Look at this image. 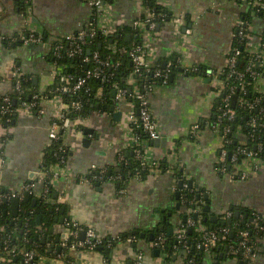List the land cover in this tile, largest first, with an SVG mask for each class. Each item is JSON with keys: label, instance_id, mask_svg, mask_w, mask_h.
Wrapping results in <instances>:
<instances>
[{"label": "crops", "instance_id": "crops-1", "mask_svg": "<svg viewBox=\"0 0 264 264\" xmlns=\"http://www.w3.org/2000/svg\"><path fill=\"white\" fill-rule=\"evenodd\" d=\"M158 1L173 15L185 16L180 27L172 20L162 25L151 36L148 49L153 64L161 63L164 67L178 58L180 62L170 73L168 82H159L149 97L158 130L161 137L166 138V145L156 146L147 137L140 140L145 155L158 163L163 161L167 168H158L145 178L135 174L126 181L122 177L124 161L135 155L137 133L128 121V113L135 106L131 97L121 101L112 97L115 110L122 111L120 120L114 119L111 110H96L84 116L81 126L73 131H63V141L69 146V154L62 168H52L59 174L55 177L50 198V208H54L53 212L50 210L52 225L48 227L49 235L40 230L44 227L43 219L37 229L41 235L36 236V240L39 239L49 250L50 258L47 257L43 264H132L139 251L144 253L142 264H164V259L154 254L148 240L104 245L91 251L69 249L64 258H57V254L65 251L58 250L60 242L73 238L70 233L75 230L74 223L83 228L92 227L102 239L130 235L136 230L145 232L149 238V234L160 225L164 226V233L168 227L176 230L185 214L184 206H176L179 202L176 198L179 181L173 170L176 167L188 182L192 181L202 190V194H208L205 204L210 203V216L219 215L222 209L234 208L235 211L237 206L242 212H245L243 208H249L264 215V159L256 168L249 170L245 182H235L226 174L230 181L227 180L225 173L218 171L221 138L205 123L213 115L218 97L215 87L220 82L216 80L215 73L226 65L237 24L242 20V12L250 5L242 0ZM109 4L112 15L105 21L113 27L133 25L137 17L145 14L146 7L141 0H113ZM24 5L26 13L22 10ZM94 18V9L88 0H0V96L12 94L16 70L21 75H29L41 92L46 91L54 83L51 78L52 61L47 56L52 43L76 34ZM249 27L254 34V47H257L264 31V20L254 15ZM28 28L45 36L46 43L22 42L19 36L28 32ZM186 28L191 29L190 34L186 33ZM136 31H140L143 41L147 38L142 30ZM136 34L128 35L135 38ZM163 63L166 64L163 66ZM127 64L132 66V61L129 59ZM181 66L184 71L179 69ZM130 83L131 91L139 87L137 83ZM256 88L264 92V77ZM62 106V102L52 94L47 96L45 115L21 106L15 111L8 130L0 125V205L3 204L0 209L12 224L20 225V211L34 212L31 208L43 191L45 176L41 163L46 148L52 142L50 122ZM200 122L205 124L194 137L190 134L191 127ZM88 127L94 129V134L88 135L91 143L85 146L80 131ZM6 131L10 136L4 138ZM94 167L97 172L104 171L106 178H100L101 174L97 176ZM91 173L89 181L86 177ZM91 178L95 180L91 181ZM29 184L30 200L25 201V192L22 193L19 214L14 217L10 202L3 203V198L11 199L10 194L20 193ZM34 198L37 199L35 204L32 203ZM24 203H29V206L23 208ZM61 208H64V213H61ZM163 215H167L166 221H163ZM62 216L65 217L64 223L59 221ZM218 221L219 218L209 226ZM51 227L53 231H50ZM81 234L82 230L78 232V240H83ZM59 236L60 241L56 242ZM149 247L151 251L146 252ZM256 252L251 264H264V239H261ZM241 261L230 257L226 249H218L204 251L199 263L240 264ZM243 264L246 263L243 261Z\"/></svg>", "mask_w": 264, "mask_h": 264}, {"label": "trees", "instance_id": "trees-1", "mask_svg": "<svg viewBox=\"0 0 264 264\" xmlns=\"http://www.w3.org/2000/svg\"><path fill=\"white\" fill-rule=\"evenodd\" d=\"M112 2L113 0H106ZM250 7L247 8L246 11L242 12L241 18L244 23H247L245 26L246 37H241L238 34V29L235 30V35L233 39L232 47H237L241 53L238 56V60L235 63V71L236 72H244V76L239 77L236 72L232 71V69L226 65L219 72L215 73V76L218 77L219 84L215 87V89L219 92L218 97L216 98L214 105V113L210 118L206 119V122L209 126L216 122H220L221 126H228L230 131L227 134V138L230 140L226 143V148L228 150L227 154V167L228 164H240L242 160L245 158V153L241 150L242 148H254V144L258 141L264 143V92L259 91L256 88L257 78L250 72L247 71V66L249 65V60L252 58V54H250L248 43V37L254 35L251 30H249V25L251 19L254 15L260 16L264 20V0H247ZM142 4L151 9L156 13V20L158 25H160V29L162 25L171 20L172 13L171 11L160 3L158 0H142ZM22 10L27 12V7L24 5ZM137 27L128 24L118 25L116 31L113 33H105L101 30H97V33L93 37H88L86 39V43L83 45V50L81 53H77L75 56L69 57L67 55L68 50L74 49L76 47V43H70L69 40L65 39V37H61L57 39L51 45V49L48 52V58L52 61V63H56L60 68L62 74H72L75 77L83 75L84 71L87 68L93 66V62H85L83 58L85 56H91L95 51L99 52L102 58L107 59L110 62V65L106 68L107 73L110 75V79L106 81H102L100 78H90L88 80L89 89H81L77 93H63V101L65 102L67 108V114H69L72 118L74 116H88L91 112L100 110V111H110L111 105L113 104L112 98V82L119 83L120 86L127 89L130 97L132 96L131 91V83L128 82L127 77L133 69V65L128 67L127 61L129 57L125 54L114 53L112 49L109 47L112 43H117L119 45H124L127 47H131L135 44L142 43V37L140 31H136ZM160 29H157L159 31ZM136 34L135 38H127L128 34ZM248 34V35H247ZM261 40L264 41V31L260 34ZM46 40V37L43 36ZM62 43L63 47L59 50L57 55L53 49L57 44ZM90 50V54L88 51ZM175 58V57H174ZM118 62V63H117ZM173 69H177L176 66H179V62L177 59L172 62ZM159 67H161V63H158ZM252 69L258 73L262 77H264V66L258 65L254 63L252 65ZM152 73L145 72L142 77H139L137 84L142 88L144 83H151L156 86L159 84V80L156 78H152ZM21 81V94L16 92H12V98H16V103L14 100L12 101L11 110L7 113L2 114L0 112V125H2L5 130H8L15 111L19 109L21 106L23 107V102L26 101L28 104L32 102H36V105L31 107L32 111H37L39 104L43 98V96H50L52 94L59 93L57 90L61 87V83L59 81H55L46 91L41 92L38 87H35L32 83V79L29 75H22L20 77ZM244 86V88H243ZM102 88L103 95L98 97V89ZM36 96V98H34ZM229 98L231 107L236 111V115L232 119H228L227 117H220V113L222 112V106L224 104L225 97ZM236 96L235 103L233 105V98ZM73 100H81L82 107L81 109H74L71 105ZM256 101V107L250 108L247 102ZM3 104V101L0 100V106ZM255 119L257 122V126L252 125V120ZM204 122L199 123V127L205 124ZM81 126V124H79ZM240 131V133H238ZM135 132L138 134L139 139L147 137L148 135L143 131V129L138 128L135 129ZM5 137H9L10 134L8 131L4 134ZM244 139H242V136ZM150 139V138H149ZM69 154V146L65 145L63 141V132L59 133V137L56 139H52L51 144L46 148L44 153V158L41 163L42 170L46 171L47 176L44 179V182L48 184L49 192L46 198L41 196L38 197L36 205L31 208L34 212L28 214V210L20 211V220L21 224L16 225L12 224L4 217L2 214V210L0 209V228H5L6 233L13 234V238L11 240V246H15L19 249H36L39 253H43L45 255H49V250L45 245L41 244L40 241L36 240L35 237L38 236V220L37 215L41 214L44 227H41L40 230L46 235H49V226L52 225V213L50 212V205H52L50 198L52 195V187L53 185L50 183L51 179V171L55 164L64 163ZM236 155L237 161L232 162L231 157ZM262 159H264V151L260 153ZM167 164L158 163L157 167L165 170ZM231 167V165H229ZM175 175L178 178V181L183 180V182L187 181L184 173L179 170L178 167L173 168ZM97 172V170H96ZM99 172V170H98ZM122 172L124 176V180H128L130 177L134 176L136 173L140 174L143 178H145L151 170L148 167H144L140 160L134 155L130 158H127L123 163ZM93 175L91 173L86 178H90ZM106 178V176H103ZM102 178V179H103ZM101 179V180H102ZM95 180L91 178V181ZM99 180V179H97ZM185 187L182 184V187H178L180 191V195L178 198L179 203L184 206V216H189L187 213L188 206H201V209L198 213H193L192 217L197 219H201V223L209 229H218L221 226H229L232 227L233 234L229 235V238L232 242H236L238 240L237 231L239 229H248L249 234V242L255 244V247L259 248V244L261 239H264V232L259 230L255 225V222L250 221L248 217L245 215H239L235 217L232 216L231 223L227 221H218L215 224L210 225L212 222L210 220V212L204 209L205 199L202 194V190L195 186L194 184ZM1 193V189H0ZM23 208H27L29 203H24ZM3 204L0 205V207ZM234 210V208H232ZM244 213L249 212L252 213V210L249 208H243ZM195 215H197L195 217ZM182 224L186 223V220L181 221ZM214 223V222H213ZM150 232V231H149ZM154 236L152 240H149L147 236L142 237L140 233L133 232L130 235H134L137 240H148L150 242L155 241L160 235H163L164 241L163 245L151 246L153 250H159V256L164 259V264H184L189 259H194L196 264H198L204 254V250L197 248V243L202 236V232L197 229L196 226L189 227L187 229V239L185 246L183 243H178L175 238V232L168 236L164 231L155 228L153 230ZM148 234V232H147ZM41 235V234H40ZM128 234H121V237L125 238ZM109 239V238H107ZM68 242H71L73 238H68ZM2 244L0 243V249L3 252L4 260L1 264H26L24 262V258L21 254L18 255H10L3 251L1 248ZM96 247L94 250H96ZM136 249V248H135ZM224 250L227 251L226 243H221L217 247H214L212 250ZM65 253L68 249H64ZM89 251V250H86ZM137 251V250H136ZM181 255V258H180ZM230 256V255H229ZM231 257V256H230ZM67 259L70 257H66ZM31 264H38L36 260H33Z\"/></svg>", "mask_w": 264, "mask_h": 264}, {"label": "built area", "instance_id": "built-area-1", "mask_svg": "<svg viewBox=\"0 0 264 264\" xmlns=\"http://www.w3.org/2000/svg\"><path fill=\"white\" fill-rule=\"evenodd\" d=\"M142 1V0H141ZM246 3L247 0H242ZM261 1V0H260ZM91 7L94 9L95 18L92 20L85 28L79 30L76 34H71L65 37V39L69 40V42L76 43V47L74 49H70L67 52V55L69 57L75 56L77 53H81L83 50V45L86 43V39L89 37H93L96 35L97 30H101L105 33H113L116 31L117 27H113L110 24L105 21V19L111 18L112 15V9L110 7V4L106 0H88ZM145 7V6H144ZM171 20L173 23L180 27L185 22V16L183 14H172ZM106 22V23H105ZM238 27V34L241 37H246V31L245 26H247V23H244L242 20L237 24ZM29 24L27 25V27ZM133 26L137 27L138 29L142 30L141 32L147 37L141 44H135L131 47H127L124 45H119L117 43H112L109 45V47L112 49V51L115 53H121L125 54L129 57V59L132 61L133 69L131 70L130 74L127 77L128 82H134L137 83L139 77H142V75L147 73H152V78H156L159 80V82L167 83L170 73L173 70L172 63H167L164 67H159L157 64H153L151 61V58L148 54L149 46L152 42L151 36L155 34L157 31L158 22L156 20V13L152 11L151 9L147 8L145 9V14L137 17L133 21ZM29 29V28H28ZM186 33L190 34L191 29L186 28ZM248 35V34H247ZM248 37V47L250 54H252V58L249 60V65L247 66V71H250L256 78L257 82L262 81L263 77L260 75V73L254 71L252 69V65L254 63H257L258 65L264 66V41L260 40L257 47H254L253 44V35L247 36ZM20 40L26 44L28 43H34V44H45V39L43 35L40 32L34 31L29 29L28 32H23L19 36ZM63 47L62 43L57 44L55 47H53L55 53L57 55L59 50ZM51 49V48H50ZM241 51L237 47H232L231 51L227 57L226 65H228L232 71L236 72L234 67L235 63L238 60V56L240 55ZM83 61L85 62H93V66L90 68H87L83 75L81 76H74L72 74H62L60 71V68L58 65L54 62L52 65V74L51 78L55 81H59L61 83V87L57 90L59 93L55 94V97L57 100H60L63 104L62 110L58 113H55L54 117L52 118L50 122V128H49V137L51 139H56L59 137V133L63 131H70L77 127H79V124H81L82 119L84 117L80 116H74L73 118L67 114V108L65 102L63 101V93H77L81 89H89L88 87V80L90 78H100L102 81H106L110 79V75L107 73L106 68L110 65V62L107 59H104L101 57L99 52L95 51L91 56H85L83 58ZM179 62V58H178ZM182 62V60H181ZM118 63V62H117ZM180 63V62H179ZM225 65V66H226ZM218 70L217 72H219ZM216 72V73H217ZM239 77L244 76V72H236ZM22 75L16 70L14 71L13 75V81H14V88L13 92L14 94L18 92L21 94V81L20 77ZM216 77V80H218V77ZM244 88V86H243ZM112 89L116 91V99L118 101H121L122 99H126L130 97V95L127 92V89L120 86L117 82H112ZM155 86L151 83H144L142 88L136 86V90H132V96L133 102L135 104L134 108L131 109L128 113V121L129 126L135 131V129L141 128L143 131L148 135L150 139H157L161 137L160 132L158 130V124L157 121L153 115L151 106H150V94L154 91ZM103 90L102 88L98 89V97L102 99ZM219 95V92H218ZM36 98V96H34ZM16 99V98H14ZM12 98V95H4L0 96V100L3 101V104L0 106V112L2 114L7 113L11 110L12 101L14 100ZM46 103H47V96H43L39 107H38V113L40 115H45L47 112L46 109ZM250 108L256 107V101L247 102ZM36 102H32L31 104H28L26 101L23 102V107L26 110L31 109V107L35 106ZM71 105L74 109L78 110L82 107L81 100H73L71 102ZM67 107V108H66ZM236 115V111L231 107L230 100L227 97L224 99V104L222 106V112L220 113V117H227L228 119L234 118ZM252 125L257 126V122L255 119L252 120ZM210 127L214 131L215 134L219 135L221 138V145L219 150V158H218V171L221 173L228 174L229 177L232 180H247L249 176V170L253 167H257V165L261 162L262 157L260 156V153L264 151V143L263 142H256L254 144V148H242L241 150L245 153V158L242 160L240 164H237V156L234 155L231 157V161L235 162L232 166L231 164H228L227 167V154L228 150L226 148V143H228L230 140L227 138V134L229 133L230 129L228 126H221L220 122H216L214 124H211ZM200 127L199 123L195 124L191 127L190 134L194 137H197L199 133ZM240 133V131H238ZM135 156L137 159L140 160L141 164L144 167H148L151 172L158 170V162L149 159L145 155L144 147L142 143L140 142L139 136L135 134ZM63 163H57L54 165L53 168H62ZM231 165V167H229ZM94 170H96V167H94ZM43 171V175L46 177L47 173L46 171ZM58 172V171H57ZM54 169L51 171V179L50 183L53 185L55 181V177L59 176V174ZM100 175V178H103L104 171L97 172V176ZM139 176L140 174H137ZM44 177V179H45ZM186 178V177H185ZM90 181V179H87ZM184 186H189L187 184V181L183 182ZM31 184L25 185L24 189L20 191V193H12L9 197L12 196H22V193L25 191H31L30 190ZM49 192L48 184L44 182V188L42 193L39 195L43 198H46ZM0 195V202H1ZM201 209V206H188L187 207V213H189V216L186 218V223L182 224L180 223L175 230V238L178 243H183L185 246L186 239H187V229L192 226H196L199 231L202 232V236L200 240L198 241L197 248L202 249L204 251H211L214 247H217L221 243H226L227 246V254L236 258L243 260L246 264H251L254 260L257 252L255 248V244L252 242H249V230L246 229H239L237 231L238 240L236 242H232L229 238V235L233 232L232 227L229 226H221L218 229H209V227H206L201 223V219H195L192 217L193 213H198ZM234 210L232 208L230 209H222L220 214L218 215L219 221H228L229 219H232V216L234 215ZM249 213V212H248ZM240 215H245L244 212H241ZM250 215L253 217V222H255V225L258 227L259 230L264 232V215H259L252 211ZM72 226L75 228L73 232L70 233V237H73V240L71 242H68V238L63 239L62 242H60L63 249H77L81 248L83 250H94L96 247L104 246V245H114L115 243H121V242H135L137 241L136 237L134 235H128L125 238L121 237V235H117L115 237L109 238V239H102L100 238L95 230L92 227L83 228L82 226H79L77 224H72ZM81 230H85V238L83 240H78L77 235L78 232ZM164 236L160 235L155 241L151 242V246H157L163 245ZM13 238V234L6 233L5 228L2 226L0 228V243L2 244V249L7 254L10 253V255H18L21 254L24 258V262L26 264H31L33 260H36L38 264H43L44 261L48 258H50L48 255H45L43 253H39L36 249H19L15 246H11V240ZM63 251V250H62ZM64 255H66L65 252L58 253L57 258H64ZM4 255L3 252L0 249V260L3 261ZM144 259V253L142 251H139L136 253L132 264H142ZM184 264H196V261L194 259H189Z\"/></svg>", "mask_w": 264, "mask_h": 264}, {"label": "water", "instance_id": "water-1", "mask_svg": "<svg viewBox=\"0 0 264 264\" xmlns=\"http://www.w3.org/2000/svg\"><path fill=\"white\" fill-rule=\"evenodd\" d=\"M159 27H160V25L157 26V29H160ZM127 38H130V35H127ZM88 53L90 54V50L88 51ZM165 64H166V63H163V66H164ZM179 69H180L181 71H184V70H185V68L182 67V66L179 67ZM130 92H132V91H130ZM115 95H116V91H115V90H112V97H115ZM235 100H236V96H234V98H233V105H234V103H235ZM14 103H16V99H14ZM110 110L113 111V117H114V119H116V120H120V119H121V117H122V111H121V110H115V105H111ZM91 134H94V129H93V128H90V127H88V128H86V129L80 131V137H81L82 143H83L85 146H89V144L91 143L90 138L88 137V135H91ZM151 142H152L153 144H155L156 146H158V145L165 146V145H166V138H165V137H159V138H157V139H151ZM30 177H31V176H30ZM192 183H193L192 181H189V184H190V185H192ZM178 184H179V187H182L183 180H180ZM97 185H99V183H97ZM30 194H31L30 191H28V190L25 191V197H24V200H25V201H29V200H30ZM179 195H180V191L178 190V191L176 192V198H177V199L179 198ZM54 197L56 198V195H54ZM203 197H204V199H207V198H208V194H207V193L203 194ZM22 200H23L22 197H19V196H12L11 199H9L8 197H5V198H3V203H8V202H10V204H11V211H12L11 214H12L14 217H16V216H18V214H19V213H18V207H19V205L21 204ZM36 200H37V199L34 198V199L32 200V203L35 204ZM176 206H177V208L180 207V203L178 202ZM204 209H205L206 211H210V203H209V202H208L207 204L204 205ZM50 210H51V212H53V211H54V208L51 207ZM241 210H242V209H241L239 206L236 207L235 212H234L235 217H237V216H239V215L241 214V212H242ZM61 213H64V208H61ZM169 215H172V214L169 213ZM166 216H167V215H165V216L163 215V217H162V218H163V221H166ZM196 216H197V215H195V217H196ZM245 216L248 217L250 221H253V217L250 215V213L246 212V213H245ZM218 217H219L218 214H214V215L210 216L209 218H210L211 221L215 222V221L218 220ZM64 218H65V217H63V216L59 218L60 223H64V221H65ZM186 218H187V217H186V215H185V216L183 217V220H186ZM37 219H38V223L40 224V223H41V219H42V215H38V216H37ZM55 220H58V218L55 217ZM231 220H232V219H229L227 222H228V223H231ZM21 223H22V222H21V220H20V224H21ZM68 226H70V225L68 224ZM156 228H157V229H160L161 231L164 230V226H163V225H160L159 227L157 226ZM50 231H53V228H52V227L50 228ZM135 232L140 233V235H141L142 237H145V236H146V233H145V232H140V230H136ZM174 232H175L174 227H168V228L166 229V234H167L168 236L172 235ZM85 233H86V231H85V230H82L81 239H84V237H85ZM64 234H65V233H64ZM64 234H63L62 236H64ZM232 234H233V232L231 233V235H232ZM153 236H154V233H153V232L150 233V234H149V239L152 240V239H153ZM37 238H38V237H35V239H37ZM42 241L44 242L45 239H42ZM59 241H60V236L56 238V242H59ZM50 250H52V249H50ZM58 250H59L60 252H62L63 248H62L61 244L59 245ZM154 254H155V255H159V250H158V249H155V250H154ZM222 256H223V255L221 254L220 257H222ZM198 264H200V263H198ZM240 264H243V261H241Z\"/></svg>", "mask_w": 264, "mask_h": 264}, {"label": "rangeland", "instance_id": "rangeland-1", "mask_svg": "<svg viewBox=\"0 0 264 264\" xmlns=\"http://www.w3.org/2000/svg\"><path fill=\"white\" fill-rule=\"evenodd\" d=\"M249 30H251L250 27H249ZM52 65H53V63H52ZM51 74H52V68H51ZM67 133H68V132H65L64 134H67ZM225 175H226V174H225ZM226 177H227V180H229L228 175H226ZM229 181H230V180H229ZM236 181H239V182H241V183L245 182V180H235V182H236ZM237 183H238V182H237ZM147 251H151V248H150V247L147 248V249H146V252H147Z\"/></svg>", "mask_w": 264, "mask_h": 264}]
</instances>
